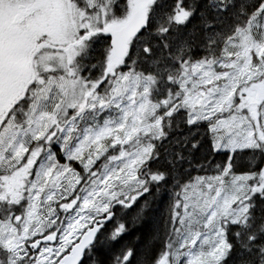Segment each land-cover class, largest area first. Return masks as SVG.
Masks as SVG:
<instances>
[{"label":"snow or ice","instance_id":"obj_1","mask_svg":"<svg viewBox=\"0 0 264 264\" xmlns=\"http://www.w3.org/2000/svg\"><path fill=\"white\" fill-rule=\"evenodd\" d=\"M0 264H264V0H0Z\"/></svg>","mask_w":264,"mask_h":264}]
</instances>
